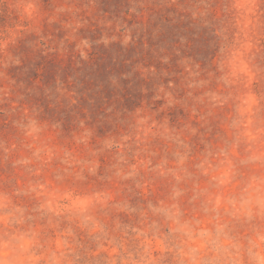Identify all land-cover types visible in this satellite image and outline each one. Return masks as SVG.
Masks as SVG:
<instances>
[{"label": "rangeland", "instance_id": "1", "mask_svg": "<svg viewBox=\"0 0 264 264\" xmlns=\"http://www.w3.org/2000/svg\"><path fill=\"white\" fill-rule=\"evenodd\" d=\"M0 264H264V0H0Z\"/></svg>", "mask_w": 264, "mask_h": 264}]
</instances>
